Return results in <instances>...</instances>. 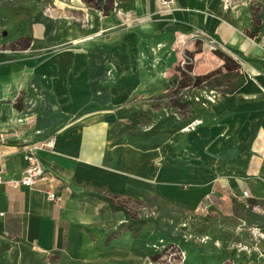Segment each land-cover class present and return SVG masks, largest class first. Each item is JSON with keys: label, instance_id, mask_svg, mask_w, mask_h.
<instances>
[{"label": "crops", "instance_id": "obj_1", "mask_svg": "<svg viewBox=\"0 0 264 264\" xmlns=\"http://www.w3.org/2000/svg\"><path fill=\"white\" fill-rule=\"evenodd\" d=\"M39 1L30 36L42 46L13 59L0 53V132L22 133L3 145L0 170L21 178L27 167L23 145L55 135L54 148L38 154L63 200L53 203L38 189L0 185L4 258L13 244L84 262L117 252L118 239L103 244L118 226L109 230L112 213L93 195L99 191L140 200L157 196L189 219L202 214L205 222L218 218L223 205L232 214V198L244 199V190L264 199V46L258 35L248 36L209 0H171L169 6L116 0L107 16L82 0ZM183 30L217 39L247 64V81L235 94L213 98L210 111H203L207 121L201 117L204 122L183 139L175 135L146 151L116 144L127 139L121 135L125 115L141 97L161 91L158 78L166 71L152 69L156 58L150 63L148 57ZM111 114L115 120L107 121ZM209 230L208 224L202 235ZM215 245L222 247L219 240ZM227 250L237 259L233 264H264L261 255L251 259L253 250L244 244H227Z\"/></svg>", "mask_w": 264, "mask_h": 264}, {"label": "rangeland", "instance_id": "obj_2", "mask_svg": "<svg viewBox=\"0 0 264 264\" xmlns=\"http://www.w3.org/2000/svg\"><path fill=\"white\" fill-rule=\"evenodd\" d=\"M209 1L219 14L231 15L234 22L245 32H250L253 29L251 8H258L261 32L257 41L258 43L261 41V45L264 46V0ZM46 2H50V0H46ZM223 5L225 8H222ZM42 6L39 0H0V53L4 52L13 59L24 54L27 55L25 51L29 54L34 53L42 46L41 43L34 41L28 49L12 50V42L20 36H30V19L41 12ZM227 6L230 8L228 9ZM26 7H31L30 14H27ZM155 55L152 58L148 57L150 63L156 58L155 67L152 69H156L158 73L165 70L166 74L158 78L162 84L161 91L141 97L144 99L135 109L138 112L135 116L138 120V130L132 131L134 140H145L144 132L161 117L170 115H173L179 122L181 121L182 125L185 124L172 136L180 134V139H183L184 133L194 131L202 124L194 126V129L192 127L185 129L188 125H193L196 120L202 121L205 116L203 111H210L213 98L216 97L215 100H217L218 96L222 94H235L247 81V64L227 51L221 44L214 43L209 38V34L201 30H183L173 33L167 42L156 49ZM262 55L264 56V50ZM152 69L150 68V70ZM251 70L253 69L251 68ZM164 88H167V92H163ZM176 99L178 107L173 105L176 103ZM207 114L210 115L209 112ZM125 137L128 135L125 134ZM144 204L145 206L140 209V216L159 218L164 231L173 237H179L180 240L171 239L165 233L144 227L136 238L130 232L122 233L117 238V252L101 253L93 257L92 261L71 260L62 252H52L48 255L39 254L27 246L13 244L10 248L5 249L7 250L5 258L3 253H0L2 255L1 263L204 264L191 248L189 250L182 248V259H175L176 253L172 252L167 253L168 255L160 258L158 262L153 260L152 257L155 253L163 251L167 246L178 245L181 240L192 241L195 246L202 247L204 253H211L216 247L217 240H220L221 244L222 241L233 245L241 243L264 258V202L253 212L239 211V217L233 213L228 214L231 213V209L229 206L223 205V212L218 218L208 222L200 220L202 214H197L195 218L189 219L183 210L168 205L159 198L144 202ZM108 209L112 213L108 221L110 230L119 226L125 218L123 212L112 211L109 207ZM208 224L210 226L208 235H202ZM150 226H153V223L148 221L146 227ZM205 263L213 264L214 262Z\"/></svg>", "mask_w": 264, "mask_h": 264}, {"label": "trees", "instance_id": "obj_3", "mask_svg": "<svg viewBox=\"0 0 264 264\" xmlns=\"http://www.w3.org/2000/svg\"><path fill=\"white\" fill-rule=\"evenodd\" d=\"M84 3L87 4L88 7L91 9L99 11L103 16H107L115 11L116 9V0H82ZM252 9V16H253V29L250 32L246 31V34L250 37H255L260 34L261 32V25L259 20V11L257 9ZM27 14H30L31 7H26ZM30 17V15H28ZM35 39L32 36H20L14 42H12V50H22L28 49L32 42ZM175 107H178V101L175 100ZM172 105V106H173ZM202 111V110H199ZM137 110H134L131 113L125 115V122L126 127L123 129L122 134H127L128 137L126 140H123L119 137L116 140V144L121 143H128L133 145L136 148L141 150H152L161 147L165 142L169 141V139L178 132L183 125L182 122L175 119L173 115L168 117H161L155 124H153L147 131L144 132L146 136L145 140L139 141L134 140L132 137V131L138 130V120L136 119ZM205 121H207L206 116ZM202 122H204L202 120ZM263 187H264V183ZM100 200L107 203L108 207L112 211H121L124 215V221L114 230H110L104 238V246L110 247L111 242L114 239H117L122 233L130 232L133 237H137L140 230L144 227L147 229H154L155 231L165 233L167 237L174 238L175 240H180L179 237H173L167 231H164L162 225L160 224L159 218H155L153 216L148 217H141L140 216V209L145 206L144 202H150L157 198V196L153 197H145L143 200L120 195V194H113L108 191H99L96 194ZM264 202V199H258L254 197H246L244 199H236L232 198V207H233V214L239 217V211L243 212H253L257 206ZM150 221L153 223V226L146 227V223ZM220 241V240H219ZM216 242V241H215ZM180 244V245H179ZM177 245H170L165 247V249L161 252L155 253L153 255V260L158 262L160 258H163L167 253H176L175 259H182L181 253L182 248L189 250L190 248L192 251L194 250L197 254V257L204 262V264H208L205 262L213 261V264H233L237 261V259L230 254L227 250V243L222 241L221 249L214 247L211 253H204L202 247H197L194 245L192 241H184L181 240ZM216 246V245H215ZM260 255L257 252H252L251 259L256 260L259 259Z\"/></svg>", "mask_w": 264, "mask_h": 264}, {"label": "built area", "instance_id": "obj_4", "mask_svg": "<svg viewBox=\"0 0 264 264\" xmlns=\"http://www.w3.org/2000/svg\"><path fill=\"white\" fill-rule=\"evenodd\" d=\"M164 6H169L171 0H160ZM209 38L214 43L220 44L217 39L209 35ZM201 120H196L193 125H188L187 128L201 124ZM184 129V130H185ZM22 133L13 132L6 133L0 132V160L3 158V145L8 143L10 139H21ZM56 137L55 135L45 136L40 140L28 142L23 145V151L25 159L27 160V167L25 169L24 175L19 179L4 177L3 172L0 170V185H5L7 187L16 189L20 187H29L33 189H38L41 191L49 201L53 203H61L63 198L57 192L55 181V175L48 170L39 157V152L41 150H51L55 146ZM242 197H249L247 190H244ZM4 213H0L2 216Z\"/></svg>", "mask_w": 264, "mask_h": 264}, {"label": "water", "instance_id": "obj_5", "mask_svg": "<svg viewBox=\"0 0 264 264\" xmlns=\"http://www.w3.org/2000/svg\"><path fill=\"white\" fill-rule=\"evenodd\" d=\"M4 34H6V32ZM106 119H107V121H114L115 120V116L111 114Z\"/></svg>", "mask_w": 264, "mask_h": 264}]
</instances>
